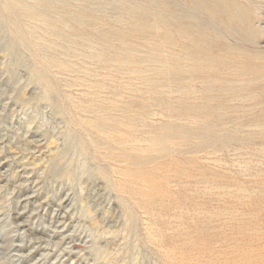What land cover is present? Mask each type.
<instances>
[{
    "label": "rangeland",
    "instance_id": "374dc122",
    "mask_svg": "<svg viewBox=\"0 0 264 264\" xmlns=\"http://www.w3.org/2000/svg\"><path fill=\"white\" fill-rule=\"evenodd\" d=\"M21 1L0 264H264V0Z\"/></svg>",
    "mask_w": 264,
    "mask_h": 264
},
{
    "label": "bare ground",
    "instance_id": "6f19581e",
    "mask_svg": "<svg viewBox=\"0 0 264 264\" xmlns=\"http://www.w3.org/2000/svg\"><path fill=\"white\" fill-rule=\"evenodd\" d=\"M7 2H3V3H1L0 4V8L3 10V12L4 13H10L11 14V12L12 11H15V13H16V15H17V17H19V18H22L23 16L24 17H26V16H29L32 20H35L36 18H38V15H36V14H31V16H30V14L29 15H25V14H23V12H24V10H25V8H27V7H25V5L22 3V1L21 0H6ZM199 2H202V3H204V0H198ZM213 3V2H212ZM215 3V2H214ZM236 3V2H235ZM238 3V2H237ZM217 4V3H216ZM213 5V4H212ZM233 5V4H232ZM238 5V4H237ZM245 7V6H244ZM203 8V7H202ZM224 8V7H223ZM28 9V8H27ZM205 9V8H204ZM214 10V9H213ZM208 11V10H207ZM246 11V10H245ZM26 12H28V13H30V10H27ZM243 12V11H242ZM247 12V11H246ZM235 13H236V11H235ZM210 14V13H209ZM212 14H214V13H212ZM239 14V13H238ZM243 15V14H242ZM41 18V17H40ZM218 18V17H217ZM229 19V18H228ZM221 20V19H220ZM230 20V19H229ZM39 21H40V23L42 24V26L44 27V28H47V29H54V30H56L57 29V27H58V25L56 24V23H54L53 21H50L49 20V18H41V19H39ZM225 22V21H224ZM246 23H248V20H246ZM246 23H241V28H243V27H245V26H247V24ZM12 24V23H11ZM235 24L236 23H234V22H230L229 23V25H227L231 30H233V29H235ZM237 25V24H236ZM14 27V26H13ZM237 27V26H236ZM36 28V27H35ZM18 29V30H17ZM15 31H14V34H18V31H19V28H17ZM235 31V30H234ZM210 38V37H209ZM207 39V38H206ZM217 39H219V38H217ZM199 41V40H198ZM207 41V40H206ZM205 42V41H204ZM202 43V42H201ZM224 43V42H223ZM211 45V44H210ZM231 47V46H230ZM201 49V48H200ZM207 49V48H206ZM219 49H220V47H219ZM218 49V50H219ZM231 49V48H230ZM246 49V48H245ZM52 50V49H51ZM217 51V50H216ZM219 52V51H218ZM259 53V52H258ZM257 53V54H258ZM193 54V53H192ZM226 54V53H225ZM224 54V55H225ZM203 56V55H202ZM192 57V56H191ZM225 57V56H224ZM258 57H259V54H258ZM204 60V59H203ZM237 60V59H236ZM252 60V59H251ZM224 62V61H223ZM253 62V61H252ZM255 62V61H254ZM215 64V63H214ZM252 65V64H251ZM194 68V67H193ZM223 73V72H222ZM230 81V80H229ZM227 92V91H226ZM250 102V101H249ZM118 113V112H117ZM75 114V113H74ZM128 114V113H127ZM108 115V114H107ZM224 115V114H223ZM120 117V116H119ZM128 117V116H127ZM117 118H118V116H117ZM132 119V118H131ZM122 120V119H121ZM124 121V120H123ZM126 121V120H125ZM138 121H140V120H138ZM135 126V125H134ZM138 127V126H137ZM136 127V128H137ZM79 128V127H78ZM138 131V130H137ZM140 131V130H139ZM106 135V134H105ZM119 135V134H118ZM151 135V134H150ZM89 140V139H88ZM135 140V139H134ZM98 141V140H97ZM136 141V140H135ZM145 141V140H144ZM83 142V141H82ZM137 142H138V140H137ZM124 143V142H123ZM128 144V143H127ZM137 144V143H136ZM85 145V144H84ZM99 146V145H98ZM83 147V146H82ZM86 147V146H85ZM110 147V146H109ZM130 147V146H129ZM138 147V146H137ZM126 148V147H125ZM122 149V148H121ZM124 149V148H123ZM109 150V149H108ZM132 152V151H131ZM130 154V153H129ZM141 154V153H140ZM107 155V154H106ZM127 156V155H126ZM110 158V157H109ZM134 160V159H133ZM117 162V161H116ZM125 162V161H124ZM127 163H129V162H127ZM132 164H133V162H132ZM264 164V163H263ZM133 166V165H132ZM131 166V167H132ZM166 168V167H165ZM130 169V168H129ZM180 170V169H179ZM113 171V170H112ZM136 171V170H135ZM182 171V170H181ZM258 171V170H257ZM179 172V171H178ZM141 175V174H140ZM167 177V176H166ZM152 178V177H151ZM168 178V177H167ZM117 179H119V178H117ZM117 181V180H116ZM117 183V182H116ZM158 183V182H157ZM163 183V182H162ZM159 184V183H158ZM122 187V186H121ZM157 187V186H156ZM222 187V186H221ZM256 187V186H255ZM91 190V189H90ZM118 190V189H117ZM234 193V192H233ZM146 194V193H145ZM235 194V193H234ZM229 195V194H228ZM96 196V195H95ZM102 196V195H101ZM100 196V197H101ZM230 196V195H229ZM237 196V195H236ZM235 196V197H236ZM218 197V196H217ZM221 197V196H220ZM162 198V197H161ZM153 202V201H152ZM155 202V201H154ZM97 203V202H96ZM168 203V202H167ZM229 204V203H228ZM250 204V203H249ZM23 209V208H22ZM234 215V214H233ZM171 219V218H170ZM152 221V220H151ZM183 224V223H182ZM194 225V224H193ZM183 226V225H182ZM202 226V225H201ZM148 227V226H147ZM246 228V227H245ZM161 230V229H160ZM161 232V231H160ZM164 232V231H163ZM206 233V232H205ZM152 235V234H151ZM173 236V235H172ZM69 237V236H68ZM155 237V236H154ZM167 237V236H166ZM149 238V237H148ZM173 239V238H172ZM0 243H1V241H0ZM12 248V247H11ZM58 251V250H57ZM196 251V250H195ZM61 252V251H60ZM17 254V253H16ZM66 256V255H65ZM190 256V255H189ZM61 258V257H60ZM217 258V257H216ZM168 259V258H167Z\"/></svg>",
    "mask_w": 264,
    "mask_h": 264
}]
</instances>
